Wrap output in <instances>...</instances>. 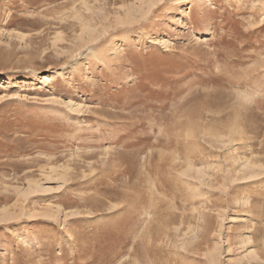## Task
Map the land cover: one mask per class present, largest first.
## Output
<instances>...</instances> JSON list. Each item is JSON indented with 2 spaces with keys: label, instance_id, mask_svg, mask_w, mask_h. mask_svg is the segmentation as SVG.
Returning <instances> with one entry per match:
<instances>
[{
  "label": "rangeland",
  "instance_id": "1",
  "mask_svg": "<svg viewBox=\"0 0 264 264\" xmlns=\"http://www.w3.org/2000/svg\"><path fill=\"white\" fill-rule=\"evenodd\" d=\"M0 264H264V0H0Z\"/></svg>",
  "mask_w": 264,
  "mask_h": 264
}]
</instances>
